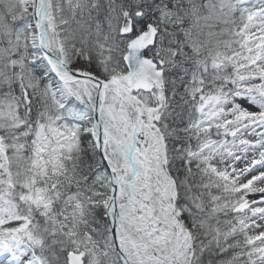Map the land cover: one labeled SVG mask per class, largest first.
Segmentation results:
<instances>
[{
    "label": "snow or ice",
    "instance_id": "1",
    "mask_svg": "<svg viewBox=\"0 0 264 264\" xmlns=\"http://www.w3.org/2000/svg\"><path fill=\"white\" fill-rule=\"evenodd\" d=\"M0 264H264V0H0Z\"/></svg>",
    "mask_w": 264,
    "mask_h": 264
}]
</instances>
